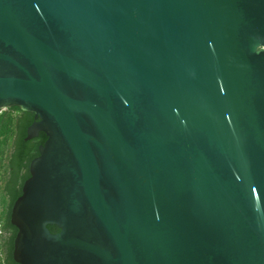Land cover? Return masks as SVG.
I'll use <instances>...</instances> for the list:
<instances>
[{
	"label": "water",
	"instance_id": "obj_1",
	"mask_svg": "<svg viewBox=\"0 0 264 264\" xmlns=\"http://www.w3.org/2000/svg\"><path fill=\"white\" fill-rule=\"evenodd\" d=\"M12 107L16 264H264V0H0Z\"/></svg>",
	"mask_w": 264,
	"mask_h": 264
},
{
	"label": "trees",
	"instance_id": "obj_2",
	"mask_svg": "<svg viewBox=\"0 0 264 264\" xmlns=\"http://www.w3.org/2000/svg\"><path fill=\"white\" fill-rule=\"evenodd\" d=\"M27 127L13 126L11 118L0 114V264H16L12 253L17 230L10 223L11 209L29 178L30 162L39 155L38 148L46 141L43 133L25 141ZM47 228L52 234L59 231L54 226Z\"/></svg>",
	"mask_w": 264,
	"mask_h": 264
},
{
	"label": "flooded vegetation",
	"instance_id": "obj_3",
	"mask_svg": "<svg viewBox=\"0 0 264 264\" xmlns=\"http://www.w3.org/2000/svg\"><path fill=\"white\" fill-rule=\"evenodd\" d=\"M0 114H5L7 118H11V120L13 122V126H22L23 125V126L29 127L34 122L39 121V119H36L33 114L23 112V111L19 110L18 108H15V107L3 109L0 111ZM28 127H27V129H28ZM27 129H26V131H27Z\"/></svg>",
	"mask_w": 264,
	"mask_h": 264
},
{
	"label": "built area",
	"instance_id": "obj_4",
	"mask_svg": "<svg viewBox=\"0 0 264 264\" xmlns=\"http://www.w3.org/2000/svg\"><path fill=\"white\" fill-rule=\"evenodd\" d=\"M0 228H1V221H0Z\"/></svg>",
	"mask_w": 264,
	"mask_h": 264
},
{
	"label": "rangeland",
	"instance_id": "obj_5",
	"mask_svg": "<svg viewBox=\"0 0 264 264\" xmlns=\"http://www.w3.org/2000/svg\"><path fill=\"white\" fill-rule=\"evenodd\" d=\"M1 209V208H0Z\"/></svg>",
	"mask_w": 264,
	"mask_h": 264
}]
</instances>
